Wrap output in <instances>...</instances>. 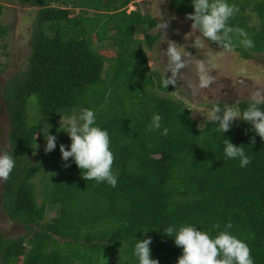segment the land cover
<instances>
[{
	"label": "trees",
	"instance_id": "obj_1",
	"mask_svg": "<svg viewBox=\"0 0 264 264\" xmlns=\"http://www.w3.org/2000/svg\"><path fill=\"white\" fill-rule=\"evenodd\" d=\"M20 1L36 9L37 17L27 68L7 85L0 83L10 117L5 152L15 161L3 179L2 205L27 233L8 238L0 229V264H139L136 239L147 238L152 259L177 264L182 249L174 234L165 236L169 226H194L214 238L215 225L223 231L228 223L230 234L250 248L254 264H264V140L255 136L252 144V126L239 119L226 133L213 121L200 128L191 109L172 98L176 86H165L146 54L159 40L148 33L158 21L129 10L132 0ZM227 3L239 8L228 26L243 28L254 42L245 48L233 34L232 52L244 59L264 54V0ZM170 4L179 16L194 12L192 0ZM3 9L0 5V14ZM7 34L8 26L0 22L5 51ZM4 68L0 62V76ZM33 96L38 123L28 112ZM231 106L242 114L248 101ZM259 107L264 110V104ZM81 108L92 110L95 126L109 134L115 187L85 181L71 158L63 161L60 145L70 150L71 140H56L52 152L37 153L39 144L46 147L47 133L56 136L62 128L58 120L64 113ZM154 114L161 127L149 131ZM224 138L244 145L251 163L241 167L239 158H227ZM37 180L43 184L42 202ZM49 208L58 210L50 220Z\"/></svg>",
	"mask_w": 264,
	"mask_h": 264
},
{
	"label": "rangeland",
	"instance_id": "obj_2",
	"mask_svg": "<svg viewBox=\"0 0 264 264\" xmlns=\"http://www.w3.org/2000/svg\"><path fill=\"white\" fill-rule=\"evenodd\" d=\"M0 5L4 7L3 14H0V22L8 26L6 42L7 51L0 49V62L5 65L4 73L0 76L1 86L7 85L18 72L27 68L29 57L31 56V39L37 10L23 6L20 0H0ZM129 10H139L143 15L158 21V26L149 30V34L160 35L154 48L146 54L152 65L153 71H158L169 84L176 86V92L172 93V98L180 101L185 108L191 109L192 117L197 121L200 128L204 127L210 119L212 107L216 104H227L228 106L241 102H247L250 93L255 90L264 92V54L254 55L250 59H244L239 53L226 51L211 44V42L200 35L199 29H192V21L186 17L175 13L170 4V0H132ZM91 12V16L99 17L97 12ZM78 13V12H77ZM252 23L258 24L256 17ZM167 22L168 27L162 28L159 25ZM94 23H92L93 25ZM136 30V36L139 35ZM113 35V32L109 34ZM199 37L201 46L196 47L194 41ZM169 41L177 44L178 52L184 54L191 51L192 56L203 58V64L207 68L206 78L210 80L207 86L198 88L196 93L181 84L177 76L178 68L175 63L170 62L166 53ZM4 42L1 46H5ZM5 52V53H4ZM8 54L7 56L5 54ZM196 70H199L196 68ZM186 77V76H185ZM199 80L193 79V85L198 87ZM234 89L236 92H234ZM212 96V97H211ZM37 97L33 96L28 105V112L32 123L40 122L38 117ZM239 112L238 109H235ZM73 115L64 113L58 120L62 127L56 133L57 141H68L70 137L66 133L70 117ZM62 123V124H61ZM10 128V117L7 112L6 103L3 96L0 97V154L8 148V130ZM45 148L44 144H39L37 153ZM31 162L36 163V157H31ZM39 202H42L43 184L36 181ZM3 179H0V229L8 238H18L27 232L22 225L12 222L6 215L2 205ZM58 213L57 209L48 210L47 219L54 218Z\"/></svg>",
	"mask_w": 264,
	"mask_h": 264
},
{
	"label": "clouds",
	"instance_id": "obj_3",
	"mask_svg": "<svg viewBox=\"0 0 264 264\" xmlns=\"http://www.w3.org/2000/svg\"><path fill=\"white\" fill-rule=\"evenodd\" d=\"M192 8L194 12L187 14L186 19L193 22L191 28H198L203 38L217 43L226 51H234L232 35L235 34L240 37L239 43L243 47H254V42L243 28H233L227 24L228 20L239 11L235 5H230L227 0H192ZM159 26L166 29L168 23L165 22ZM194 45L201 46L199 37L194 41ZM165 51L171 63L181 60L175 42L169 41ZM200 67L203 70L202 64ZM168 83L169 81H165V86ZM208 83L210 80L202 75L201 86H207ZM261 104H264V92L255 90L250 93L248 107L243 110L242 114L233 106H225L223 109L215 106L211 110L210 119L223 133L228 132L232 123L238 119L249 123L255 133L251 143L255 144V136L264 140V110L259 107ZM160 121L161 117L154 114L148 130L160 129ZM66 133L70 137L71 145L70 150L68 146L60 145L63 161L67 162L71 158L81 170L83 180L106 181L115 187L117 176L112 172L114 154L110 150L109 134L95 126L94 112L87 108L74 109ZM167 134L168 129L164 128L163 135ZM44 139L46 141L45 152H52L57 146V137L51 135L49 131ZM223 144L227 158H239L241 167H246L251 163L250 157L244 151V145L236 146L228 138H224ZM14 163L11 154L7 152L0 154V179L9 178L14 169ZM65 166L70 165L66 163ZM215 228L218 231L213 238L207 232L197 230L194 226L181 225L179 228L169 226L165 230V236L174 234L175 245L182 249V255L178 258L177 264H254L248 245L228 231L232 228L231 223H228L223 231H219V225H215ZM151 244V238L136 239L134 255L138 258L139 264H160L159 260L151 258Z\"/></svg>",
	"mask_w": 264,
	"mask_h": 264
},
{
	"label": "flooded vegetation",
	"instance_id": "obj_4",
	"mask_svg": "<svg viewBox=\"0 0 264 264\" xmlns=\"http://www.w3.org/2000/svg\"><path fill=\"white\" fill-rule=\"evenodd\" d=\"M179 55L181 56V60L178 62H175L176 65L177 64L181 65L180 67L176 66V68H178V71H177L178 79L179 81H181V84H183L185 87L190 88L192 90L194 89L193 90V94H194L196 93L198 88H202L201 76L202 75L206 76L202 73H205L207 71V68L203 64V58H199L196 55L192 56L191 51L186 52L184 54H180L179 52ZM201 64L203 65V70L200 67ZM196 68H198L199 70H196ZM196 77L198 78L200 82L198 87L193 85V79H195ZM234 92H236L235 89H234Z\"/></svg>",
	"mask_w": 264,
	"mask_h": 264
}]
</instances>
